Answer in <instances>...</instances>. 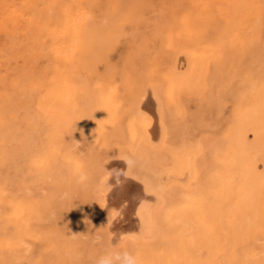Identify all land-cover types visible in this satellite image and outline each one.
<instances>
[{
	"label": "bare ground",
	"instance_id": "obj_1",
	"mask_svg": "<svg viewBox=\"0 0 264 264\" xmlns=\"http://www.w3.org/2000/svg\"><path fill=\"white\" fill-rule=\"evenodd\" d=\"M42 1L37 107L0 111V264H264V0H216L208 51V1L162 0L120 68L109 20L141 0ZM7 9L5 106L27 30Z\"/></svg>",
	"mask_w": 264,
	"mask_h": 264
},
{
	"label": "rangeland",
	"instance_id": "obj_2",
	"mask_svg": "<svg viewBox=\"0 0 264 264\" xmlns=\"http://www.w3.org/2000/svg\"><path fill=\"white\" fill-rule=\"evenodd\" d=\"M25 1V2H24ZM88 1V0H87ZM102 1H104L105 2V0H102ZM112 2V0H108L107 2ZM138 1H140V0H138ZM142 2V4H141V6H144L143 7V10H141L142 9V7L140 6V7H137V8H135V9H137L135 12L133 11V7H132V12H130L129 13V11L130 10H127V11H125V9H123V13L122 14H124L125 12H127V14H128V17H129V15L132 13V15L133 16H131L130 15V18L131 17H134L135 15L134 14H136V18H133V21H136V19H137V22L136 23H133V22H131L129 19L130 18H123V20H122V22L124 21V19L126 20V24H124L123 26H124V29H122L121 30V23L122 22H120L121 21V19H118V21H116V22H113V21H115L116 20V18L115 17H117V16H115V17H112V20L110 19L109 21H111L110 23L111 24H109V25H112L113 23H114V25H117V26H115L114 27V25H113V27L114 28H116L115 29V32H114V30L113 31H111V34H112V37H113V40L111 41V39H108V38H106L107 39V42H108V40L109 41H111V43L112 44H114V46H115V42H117V40H119L118 42H119V45L116 47V49L112 52V53H110V52H108L107 54H106V56L111 60V61H113V62H116L117 64H116V66L118 67V68H120L121 66H122V64H123V62L124 61H127V59L128 60H132V57H134V49H135V46L136 47H138L139 45H138V43H140L139 41L141 40V39H138L141 35H142V33L144 32V30H145V28H146V25L148 24V23H151L154 19H156V17H157V15H159L158 13H157V11H156V8H157V6H158V3H160L162 0H147V1H143V0H141ZM166 3H174L175 2V0H164ZM206 1H208V3H206L205 5H204V7L205 8H203V19H202V27H201V29L203 30V37H204V40H203V42H204V45L206 46V47H204L205 49L204 50H206V49H208V50H210L209 48H211L212 47V42H213V39H214V36H215V26H216V24H217V3L215 2L216 0H206ZM42 0H40V1H38V0H20V3H19V1L18 0H0V4H4L5 6H7V11H10V12H12V13H23V15H24V17H25V22L27 23V25H25V22H24V25H25V27L27 28V30H26V33H25V35H26V37L24 38V43L26 44H23L24 45V48H23V52H22V56H23V69H24V71H25V79H24V82H26V84L23 82V87L26 89H22V90H19V92H21L22 94H18V90H10V92H13V93H10L11 95H14V96H11L10 95V97L12 98H10L9 96H7L8 97V99H6V98H4V99H6V100H4V102L5 103H7L6 104V106L1 102L0 103V111L1 112H4V114H5V111L7 110V109H9V110H7V112H6V114L7 115H17V114H19L20 112V114L19 115H21L22 114V111L24 112H26V111H29V110H33V109H35L36 107H37V98H36V95H37V93H35L36 92V88L34 87V85L36 84V82H38L39 81V79H38V72L36 71L38 68H39V65L40 66H43V65H45V60L43 59V58H39L38 57V53L37 54H35L36 53V51L38 52V50H37V47L35 46V43H37L38 42V40H37V35H36V33L37 32H39V29L38 30H36L35 31V29H37L38 27L37 26H33V25H37V24H35V23H37V21H38V18H37V16H39V14H40V12H39V10H40V8L41 7H39V6H42L43 4H42ZM91 2V1H90ZM13 3H15V4H13ZM23 3H24V5H23ZM25 3H27V4H25ZM37 3L39 4V5H37ZM133 3V1L131 2V3H129V2H127V3H125L124 4V6H123V8L126 6V4H132ZM13 4V5H12ZM18 4V5H17ZM29 4V5H28ZM34 4V5H33ZM110 3H106L105 5H108V7L109 8H111L110 7V5H109ZM2 5H0V7L2 6ZM12 5V6H11ZM15 5V6H14ZM30 5H32V6H30ZM36 5V6H35ZM129 5V7H131ZM18 6V7H17ZM20 6V7H19ZM26 7V9H28L27 10V12L25 11L26 9H23V8H25ZM151 6V7H150ZM23 7V8H22ZM29 7V8H28ZM33 9H32V8ZM37 7V8H36ZM107 6H106V8H108ZM34 8H36V9H38V11L36 10V9H34ZM102 8H105V6L103 7H101V9ZM125 8H128L127 6L125 7ZM150 8H152V9H150ZM32 9V10H31ZM18 10V11H17ZM29 10H30V13H29ZM141 10V11H140ZM148 10H149V12H148ZM125 11V12H124ZM32 12V13H31ZM38 12V13H37ZM140 12V13H139ZM153 12V13H152ZM29 13V14H28ZM37 15H35V14ZM97 13H99V10H96V14ZM137 13L138 14H140V16H138L137 15ZM126 14V13H125ZM127 14H126V16H127ZM0 15H1V12H0ZM30 15V16H29ZM31 15H33L32 17H31ZM121 16V15H120ZM118 16L119 18H121V17H124L125 15H123V16ZM138 17H140L142 20H140V18H138ZM144 17V18H143ZM27 18V19H26ZM33 18V19H32ZM115 20H114V19ZM34 19L36 20L35 21V23L33 22L34 21ZM32 20V21H31ZM130 22H129V21ZM128 21V22H127ZM150 21V22H149ZM32 22H33V24H32ZM118 22V23H117ZM143 22V23H142ZM131 25H130V24ZM133 23V24H132ZM120 24V25H119ZM134 25V26H133ZM142 25H144V26H142ZM28 26H30V27H28ZM31 26H32V28H34V27H36L35 29H32L31 28ZM129 26H131V28L129 27ZM112 26H111V29H114ZM132 27H135V28H133L132 29ZM118 28H120V31H119V29ZM123 28V27H122ZM34 30V31H33ZM32 31L33 32H35V35H34V33H32ZM27 32H29V33H27ZM132 32V34L131 35H129L130 36V38H132V39H130L129 38V36H128V34H130V33ZM135 32V33H134ZM28 34H30L29 36H28ZM34 36V38H33V36ZM38 34V33H37ZM1 36H0V44H2V41L6 38V36L4 35V37H3V35H2V32H1V34H0ZM16 35V34H15ZM14 35V36H15ZM117 37H116V36ZM124 35H125V38H124ZM32 36V37H31ZM128 36V37H127ZM133 36V37H132ZM30 37V38H29ZM135 37V38H134ZM4 38V39H3ZM32 38V39H31ZM28 39H30V40H32L33 41V39L34 40H36L35 42L33 41V43H32V41H29ZM136 39V40H135ZM13 40H15L14 38H13ZM132 40L134 41H136L135 43L134 42H132ZM30 42H31V44H30ZM123 42V43H122ZM133 43V44H132ZM11 44H13V45H15L16 44V42H10V45ZM32 44H33V46H35V47H33L32 46ZM107 44H110L109 42L107 43ZM125 44V45H124ZM27 45H29V46H27ZM37 46H38V43L36 44ZM111 45V44H110ZM126 45H129V46H126ZM135 45V46H134ZM209 45V46H208ZM114 46H113V48H114ZM25 47H31L30 48V50H33V51H30L29 49V51L28 50H26V48ZM129 47H131L133 50H132V52L127 56L126 55V53H127V50L129 49ZM209 47V48H208ZM0 48H2V45H0ZM107 48V47H106ZM2 51H0L1 52V54L4 52V48L3 49H1ZM108 49H106V51H107ZM208 50H206V51H208ZM25 51H27V52H25ZM118 51H119V53H118ZM32 52L34 53V54H32ZM27 55H26V54ZM0 54V55H1ZM25 55V56H24ZM31 55V56H30ZM118 55V56H117ZM26 56H30L29 58H27V59H29V65H31V66H29L28 65V61H26L27 59H26ZM37 56V57H36ZM127 56V57H126ZM33 60V61H32ZM25 61H26V63H25ZM38 61V62H37ZM122 61V62H121ZM20 62H22V60L20 61ZM39 63L38 64V66L36 67V69H35V66L33 65V64H35V63ZM99 62V61H98ZM97 62V63H98ZM13 63V62H12ZM12 63H11V65H12ZM43 63V64H42ZM91 64V63H90ZM89 64V65H90ZM88 65V66H89ZM28 66V67H27ZM32 68V69H31ZM27 71H26V70ZM29 70H33V71H29ZM98 70L99 71H103L104 70V63L103 62H99L98 63ZM29 74V75H28ZM27 78V79H26ZM119 78V77H118ZM34 81V82H33ZM28 89V90H27ZM31 90V91H30ZM15 91V92H14ZM27 92V94H25ZM35 93V95H33ZM25 94V95H24ZM19 95V96H18ZM16 96V97H15ZM21 96H22V98L23 99H27L26 101L24 100L23 101V99L21 98ZM24 96H25V98H24ZM27 96V97H26ZM29 96H31L32 98H33V100H32V98L31 97H29ZM34 96V97H33ZM17 97H19L18 99H16ZM10 98V99H9ZM29 98H31V99H29ZM22 101H21V100ZM30 100H31V102L34 104V107H32V104H31V102H30ZM11 101V102H10ZM13 101H14V104H13ZM17 101H18V103H17ZM34 101H35V103H34ZM25 102V103H24ZM15 103H16V106H15ZM24 103V104H23ZM30 103V104H29ZM1 104H2V106H1ZM9 104V105H8ZM14 105V107H16L15 109H13V111H12V109H10V108H13V105ZM23 104V105H22ZM26 104L27 105H31V108H28L27 109V107L28 106H26ZM7 105H8V107H7ZM6 107V108H5ZM3 108H4V111H2L3 110ZM17 108H19V109H21V111L19 110V109H17ZM6 109V110H5ZM23 109V110H22ZM16 110V111H15ZM20 111V112H19ZM10 112H12V113H10Z\"/></svg>",
	"mask_w": 264,
	"mask_h": 264
}]
</instances>
